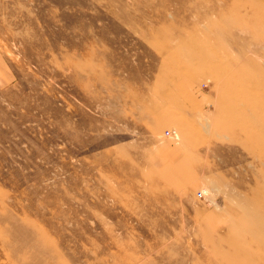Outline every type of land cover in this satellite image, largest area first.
<instances>
[{
	"label": "rangeland",
	"instance_id": "rangeland-1",
	"mask_svg": "<svg viewBox=\"0 0 264 264\" xmlns=\"http://www.w3.org/2000/svg\"><path fill=\"white\" fill-rule=\"evenodd\" d=\"M0 264H264V0H0Z\"/></svg>",
	"mask_w": 264,
	"mask_h": 264
},
{
	"label": "built area",
	"instance_id": "built-area-1",
	"mask_svg": "<svg viewBox=\"0 0 264 264\" xmlns=\"http://www.w3.org/2000/svg\"><path fill=\"white\" fill-rule=\"evenodd\" d=\"M170 132H168V134H169ZM200 196H202V193H200Z\"/></svg>",
	"mask_w": 264,
	"mask_h": 264
}]
</instances>
